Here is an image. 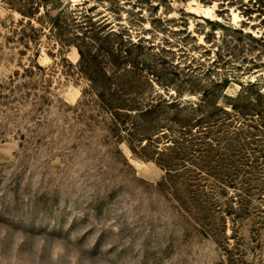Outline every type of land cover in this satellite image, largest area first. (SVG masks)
<instances>
[{
  "label": "rangeland",
  "instance_id": "374dc122",
  "mask_svg": "<svg viewBox=\"0 0 264 264\" xmlns=\"http://www.w3.org/2000/svg\"><path fill=\"white\" fill-rule=\"evenodd\" d=\"M49 17L129 49L145 77L114 74L148 102L195 106L189 142L150 130L133 151ZM248 101L264 109V0H0V264H264V177L228 170L264 144Z\"/></svg>",
  "mask_w": 264,
  "mask_h": 264
},
{
  "label": "trees",
  "instance_id": "16d2710c",
  "mask_svg": "<svg viewBox=\"0 0 264 264\" xmlns=\"http://www.w3.org/2000/svg\"><path fill=\"white\" fill-rule=\"evenodd\" d=\"M8 4L15 7V3L13 2L8 1ZM24 12L30 11L27 9V11ZM33 16H35L34 11H32V17ZM48 21L50 23L49 31L55 33L53 35L60 40L62 45L67 47L74 45L79 52V59L75 67L78 69L80 76L87 82V87L83 89V95H93L97 97L106 112L110 113L115 126L121 128L128 127L127 133L130 137L129 144L133 151L135 149L131 146V143H139L141 145L142 139H145V144L155 141L153 137H148V135H150V130L155 132L154 136L156 135V137L160 136L163 138L165 142H167V146L178 145L183 148L185 142H189V139H184L183 135L189 134L193 128L194 122H197L194 121L195 118L192 117L195 106H189V112L187 111L186 114H183L184 105L178 102V100L169 101L157 99L155 103H153V101L148 102L144 99V93L139 91L140 88L137 85H133L129 80L122 81L124 79L114 74L113 70L119 68H122L121 70L127 73L135 69L140 79V76L145 77L142 74V72L145 71L144 68L138 66V63L135 61L129 49L118 50L112 47V45L107 48L98 49L95 43L97 44L98 40H100L99 37L95 35H84L81 37L78 34H74L67 28L60 26L59 20L55 17H49ZM103 40H106L110 45V43L114 41L113 34H106ZM127 42L131 43L133 46L140 45L130 40H127ZM104 59L107 61H104ZM120 63L121 65H119ZM123 75L126 76L125 73ZM120 92L124 93L127 97L125 98L120 95ZM107 95L113 96L114 98L107 99ZM171 105H177V109L174 113H170L169 115L166 109H169ZM255 107L256 104L248 101L244 106L236 107V109H238L237 113L241 116L248 115L249 113L247 111H254L258 114L259 121L256 125L247 124V126L259 132L260 134L256 135H261L264 141V109L257 110ZM233 108L235 110V107ZM123 112H125V114H122ZM156 114H159L160 117L148 123L147 118H151L153 117L151 115ZM180 133L183 135L180 136ZM205 133L206 132L203 134ZM246 134H251L248 135V137L253 136L250 131H247ZM165 149L168 150L169 148L166 147ZM251 150L257 160L252 163L244 162L239 166H228L230 172L229 177H238L241 173H244L246 177H264V144H262L259 149L253 148ZM156 154L159 156L154 159L156 163L162 167L168 175L173 172L172 167L178 163L169 160L163 152H158ZM249 155H251V153H249Z\"/></svg>",
  "mask_w": 264,
  "mask_h": 264
},
{
  "label": "bare ground",
  "instance_id": "6f19581e",
  "mask_svg": "<svg viewBox=\"0 0 264 264\" xmlns=\"http://www.w3.org/2000/svg\"><path fill=\"white\" fill-rule=\"evenodd\" d=\"M198 8V7H197ZM211 12V8L210 7H207V8H204V13H206L207 15ZM206 16V15H205ZM207 17V16H206Z\"/></svg>",
  "mask_w": 264,
  "mask_h": 264
}]
</instances>
